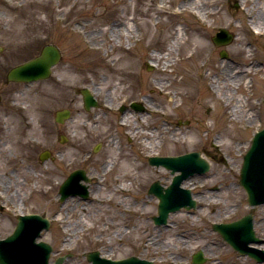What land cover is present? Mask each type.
<instances>
[{"label": "rangeland", "instance_id": "1", "mask_svg": "<svg viewBox=\"0 0 264 264\" xmlns=\"http://www.w3.org/2000/svg\"><path fill=\"white\" fill-rule=\"evenodd\" d=\"M191 1L0 0V182H6L0 187V239L11 234L20 213L38 214L51 220L38 241L52 246V263L69 255L64 264H90L85 254L104 246L107 257L114 260L135 256L154 264H191V255L203 250L210 258L204 264H256L233 251L212 224L236 220L249 211L237 182L251 138L264 127V36H257L249 24L255 19L250 21L243 10L257 12L264 20V0L244 4L243 0H194L199 5L211 2L209 9L216 8L212 17H205ZM203 22L212 26L207 40L211 61L205 65V56L198 54L160 69L175 33L193 42L196 32H205ZM115 24L120 26L119 37L111 30ZM219 28L233 35L229 45L216 46L211 40ZM188 42L180 51L183 57L190 56ZM46 44L63 53L52 76L31 84L5 85L7 69L32 58ZM246 50L252 55L247 57ZM127 54L137 65L135 75H124ZM156 55L164 58L155 63ZM249 63L261 71L249 74L239 89L221 88L218 95L226 105L215 103L211 88L218 72L213 67L224 65L241 76L250 69ZM157 83H165V89H156ZM82 88L96 92L98 108L83 109L78 92ZM196 93L204 94L203 104L197 103ZM250 93H255L251 99ZM145 101L158 111H150ZM133 102L143 110L130 108ZM235 105L243 106L241 112L251 122L229 119ZM61 109L71 110L72 118L58 126L54 114ZM127 112L133 115L130 125H119ZM149 142L157 145L153 152L144 147ZM44 151L50 154L41 161ZM189 152H200L210 163V170L190 176L194 184L185 188L201 201L194 209L170 214L167 225H156L152 217L157 215L158 200L148 188L155 181L167 186L173 176L163 167L151 166L148 158ZM107 164L110 167L103 171ZM78 169L90 178L87 198L69 195L61 201L59 186ZM44 178L49 180L43 182ZM121 182L128 184V190L112 192ZM254 216V229L264 239V208H255ZM58 218H65L67 225L57 223ZM123 231L127 235L121 239L118 234ZM154 237L157 248L140 245Z\"/></svg>", "mask_w": 264, "mask_h": 264}, {"label": "water", "instance_id": "2", "mask_svg": "<svg viewBox=\"0 0 264 264\" xmlns=\"http://www.w3.org/2000/svg\"><path fill=\"white\" fill-rule=\"evenodd\" d=\"M218 45L230 43L231 36L225 31H221L213 39ZM59 61V52L55 47L48 46L43 49L41 55L36 59L26 62L13 68L8 73V78L12 81L31 82L38 79L47 78L50 67ZM85 108L88 109L93 104L92 99L85 94ZM68 110L58 112L56 121L63 122L69 118ZM42 156L41 159H44ZM152 164H164L181 174L175 176L171 185L167 188L161 187L157 182L152 184L149 193H153L159 199L158 216L154 217L156 224H165L169 213L179 210L181 207L189 209L195 206L191 199L189 190L180 188L181 181L194 173H205L208 171V163L202 159L199 153H191L178 158H153ZM73 184H67L60 188L61 200L69 194H80L86 196L85 187L78 183L83 178L82 173H77ZM241 184L245 188L249 203L251 205L264 202V129L256 133L251 147L243 159L241 169ZM49 227L48 221L38 215H26L18 218L17 226L12 235L0 241V264H48L51 247L43 242L35 243L42 229ZM220 234L241 253L249 252L252 255V248L248 244L256 241L252 231V218L247 217L239 222L215 226ZM65 257L57 258L55 264H62ZM88 261L92 264H153L150 261L140 260L130 257L122 261H111L102 259L98 253L87 254ZM204 261L201 254L194 255L193 262L200 264Z\"/></svg>", "mask_w": 264, "mask_h": 264}, {"label": "bare ground", "instance_id": "3", "mask_svg": "<svg viewBox=\"0 0 264 264\" xmlns=\"http://www.w3.org/2000/svg\"><path fill=\"white\" fill-rule=\"evenodd\" d=\"M248 1L249 0H243L242 2L244 4V3H247ZM190 4H192L194 6L198 5L199 11L201 10L203 12V14H204L205 17H212L213 15L216 14V8H214L213 10L209 9V6L212 5L211 2H207V1L203 2V1H201V5H199L198 3H196V1L193 0V1L190 2ZM181 7H182L181 9L183 10L184 9V6H181ZM254 7H253V9H254ZM243 11L246 12V15H247V17H248V19L250 21L252 19H255L253 22H249V24L252 26V28L256 32L257 36H264V20L262 18V15L261 14H260L261 16L258 15L257 12L254 15H252L250 13L249 9L246 8V7L244 8ZM177 12H179V10H177ZM206 23L207 22H203L204 25ZM211 29H212V26L210 25V23H207L206 28H205V32L204 31L196 32L195 33V39H194L193 42L192 41H189V42L186 41L187 39H184V37L182 36L181 33H178V32L175 33V35H174V37L172 39V43H171L170 48H169V51L170 52L167 53V57H165L166 61L163 63V66H161L160 69L161 68H164V67L170 66L172 64V62H175V65H176L178 63H182V62L188 61V60H190L191 57H195L198 54L199 55L200 54H203V56H205L204 57V64L205 65L208 62H210L211 59H212V57H213V52H212V48H211V46H210V44L208 43L207 40H208V34L211 31ZM111 30H115L114 34L117 35L118 37L121 36V31H120V26L119 25H117V24L113 25L111 27ZM132 36H133V33L129 31V33L127 34V38L130 39V38H132ZM213 36L211 37V40H212ZM94 38L95 37H92V39H94ZM183 40H185V41H183ZM94 41H95V39H94ZM108 41H111L112 42L113 41V38H109L108 37ZM182 41L185 42L184 44H186V42H188L187 43V49L190 52V56L189 57H185V56L183 57V56L180 55V51L183 52L182 47H184V44L181 46ZM172 47H174L176 49L175 52H172L173 51L172 50ZM127 49L129 50V48H127ZM232 51H233V49H232ZM238 52H241V49H239ZM246 52L248 54L247 57H249V56L252 55L251 54V51L246 50ZM172 53L173 54L175 53V56L174 57H177L178 59H175L173 57L172 60H169L168 57H170V55ZM131 57L132 56L130 54L129 55L127 54L126 56L123 57L124 58L123 62L125 63V66L122 69L123 70H126L127 69L124 72V75H126V76H129L130 74H134V75L136 74V72H135V66H137V65H136V63L133 61V59ZM163 58H164V56L156 55L155 56V60L153 62L156 63V61H158V60L161 61ZM121 59L122 58H118V61H120ZM247 60H249V58H247ZM128 65L130 67L129 71H128ZM249 67H250L249 70H245V71L241 72V76H240V73H238L239 74L238 75L235 72V69L227 68L224 65H219V66H214L213 67L214 68L213 71L218 72L216 74H213L216 77V80L217 81L214 83V85L211 88L212 97L216 101L215 103H217V104H223L224 103L223 102V98L218 95V93H219V91H220L221 88H223L227 92L231 91L232 90L231 88H233V89L234 88L239 89V86H241V85L244 84V80H245V78L249 74L253 75L256 72L261 71V69L258 66H254V65H252L250 63H249ZM215 69H217V70H215ZM192 72L193 73H196V68L192 69ZM189 76H190V73H189ZM245 85L246 86H250L249 83H246ZM154 87L156 89H158V90H164L165 87H166V85H165V83H157V84L154 85ZM197 94L198 93H196V95ZM182 96H185V95L182 94ZM197 96H198L197 103H202L203 104L202 99L204 97V94L201 93V94H198ZM253 96H255V93H250L249 94V99H251ZM187 97H189V96H187ZM228 98H229V96L226 94V98H224V99H226L228 101L230 99V98L229 99ZM247 98H248V96H247ZM173 99H174V97H171V100H173ZM172 102H174V101H172ZM143 103L145 104V106H147L148 109L151 108L149 110L152 111L153 113H156L158 111L154 107H151L149 104H147L146 101L143 102ZM224 104L226 105V103H224ZM207 106L209 107V105H207ZM242 107H243L242 105H235V106H233L232 107V113L230 112L231 114L229 116V119L234 120V121H242V120L245 119L247 121L250 120V122H251V117L250 116H245L244 114H242V112H241L242 111ZM238 109H239V111H238ZM132 118H133V115H130V113H128V112L127 113H123L121 115V118H120V121H119V125H121V126H129L130 125V122H131L130 119H132ZM70 120H68V121H70ZM137 120L139 122H142V117L141 118H138ZM57 125L59 126V124H57ZM147 135L149 136L147 138V140H151L150 134L147 133ZM173 141L176 142L175 139H173ZM144 147L146 149H148L150 152H153L156 149L157 145L154 144V146H153V144L151 142H149V143H146V145H144ZM76 148L78 149V146ZM68 155H70V153H68ZM59 160H62V158L59 159ZM109 167H110L109 164L103 165V171H107V169ZM131 167H133V166H131ZM124 169L125 170L127 169L126 171H128L130 169V165H127L126 167H124ZM169 173H170V175H173V172L169 171ZM125 175L126 174L123 173L122 174V177H125ZM116 179L117 180H120L121 177L120 176H117ZM46 180H49V178H44L43 179V182H45ZM181 182H182V184H181L182 188H189V189H191L190 188V185L192 186L194 184V183H192V178H190V177H187L185 180H182ZM0 183L2 184V187H5L6 186V182H4L5 184H3L2 182H0ZM127 185L128 184H125L124 182H121L118 185L113 186L112 189H111V191L112 192L116 191V192H114L115 194L116 193L119 194L121 192H125V191L128 190L127 189L128 188ZM44 193L47 194V192H45V191H44ZM7 199H8V197H7ZM193 200H195V202H197V203H199L201 201V199L198 198V197L193 198ZM121 202H123V200ZM260 207H263L264 208V206H260ZM57 223H59V224L65 223V226H66L67 225V220L65 218H63V219L62 218L61 219L58 218ZM82 230H83V228H82ZM67 232L68 231H65V235H67L66 237L72 238L70 236V234L68 235ZM125 235H127V231L120 232L118 234V237H121V239H122ZM140 240L142 241V237L137 239L138 242ZM98 241L101 242L100 239H98ZM141 244L146 245L144 247H150L151 249L157 248V246H158V244L156 243V237L151 238V239L145 241L144 243H141L140 242V245ZM104 249H107V248H105L104 246H101V250L100 251H97L98 254H99V256H101V257H107V252H105ZM201 253H202V255H206V254H204V251L203 250H201ZM210 257H211V255H210ZM248 259H249V261H251L250 258H248ZM244 261L246 262L248 260L244 259ZM248 264H250V263L248 262Z\"/></svg>", "mask_w": 264, "mask_h": 264}, {"label": "flooded vegetation", "instance_id": "4", "mask_svg": "<svg viewBox=\"0 0 264 264\" xmlns=\"http://www.w3.org/2000/svg\"><path fill=\"white\" fill-rule=\"evenodd\" d=\"M4 83H5V85H17V83H10V82H7L6 80H4ZM0 96H1V94H0ZM1 132H2V130H1Z\"/></svg>", "mask_w": 264, "mask_h": 264}]
</instances>
